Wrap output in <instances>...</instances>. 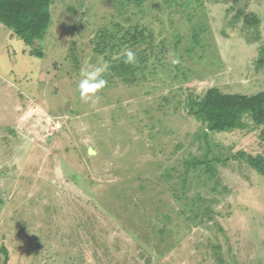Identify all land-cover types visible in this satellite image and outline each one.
I'll list each match as a JSON object with an SVG mask.
<instances>
[{
  "label": "rangeland",
  "instance_id": "374dc122",
  "mask_svg": "<svg viewBox=\"0 0 264 264\" xmlns=\"http://www.w3.org/2000/svg\"><path fill=\"white\" fill-rule=\"evenodd\" d=\"M51 11L32 45L0 21L9 264H264V175L239 156L264 157V126L208 131L187 106L212 87L264 91V0H53ZM102 62L107 84L84 101L80 69ZM195 158L215 175L188 170Z\"/></svg>",
  "mask_w": 264,
  "mask_h": 264
},
{
  "label": "trees",
  "instance_id": "16d2710c",
  "mask_svg": "<svg viewBox=\"0 0 264 264\" xmlns=\"http://www.w3.org/2000/svg\"><path fill=\"white\" fill-rule=\"evenodd\" d=\"M53 0H0V21L12 28L29 45L44 39L51 24ZM107 37L106 35H104ZM134 38V35L131 36ZM106 46L97 47L105 52ZM41 55V54H39ZM188 112L205 125L208 131L227 132L245 129L249 121L264 126V91L255 94L225 93L218 87L209 88L201 98H190ZM239 156L264 175V157L239 152ZM204 165L215 175L216 171L207 158H195L187 162L188 170ZM4 254L2 264H9V251L0 247Z\"/></svg>",
  "mask_w": 264,
  "mask_h": 264
},
{
  "label": "clouds",
  "instance_id": "9594fccd",
  "mask_svg": "<svg viewBox=\"0 0 264 264\" xmlns=\"http://www.w3.org/2000/svg\"><path fill=\"white\" fill-rule=\"evenodd\" d=\"M125 63L135 62V53L130 49L125 50L123 53ZM177 60H173V63H177ZM109 70L107 63H98L96 65L87 64L80 69V79L77 84L79 96L84 101H92L93 103L99 99L97 93H99L107 84V80L104 78L105 73Z\"/></svg>",
  "mask_w": 264,
  "mask_h": 264
}]
</instances>
